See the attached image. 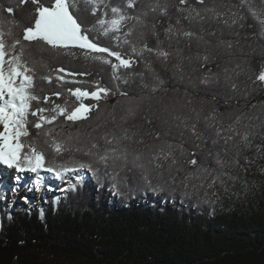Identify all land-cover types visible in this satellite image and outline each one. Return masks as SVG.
<instances>
[{"label":"trees","instance_id":"1","mask_svg":"<svg viewBox=\"0 0 264 264\" xmlns=\"http://www.w3.org/2000/svg\"><path fill=\"white\" fill-rule=\"evenodd\" d=\"M41 2L50 6L54 0ZM110 2L123 4L124 0ZM175 2L169 0V3ZM206 2L209 6L214 2L218 11L227 12L226 5H238L240 0ZM253 2L264 8V0ZM148 3L149 0H139L138 10H145ZM7 7L14 9L12 16L3 11ZM78 8L75 14L91 27L96 17L90 11H85V5L79 0ZM34 9L30 0L24 4H20L19 0H0V16L15 20L21 26L14 29L16 35H20L22 27L31 26L34 22L30 19L34 17ZM103 11L101 6L100 12ZM171 11V23L175 24L177 14L174 9ZM240 11L248 16L246 8ZM147 19L149 24H157L156 30L160 39L164 40L162 46L172 52L166 67L155 56L147 52L144 58L133 56L128 45L121 43L116 46L117 41L104 36H100L97 41L99 44L137 61L132 69L120 70L118 75L125 71L128 73L122 75L120 80L112 79V69L108 65L86 61L83 57L74 59L70 56L43 54V60L48 66H36L35 91L41 97L48 96L50 102L44 104L41 101V106L51 107L53 102L61 105L67 102L66 106L71 111L81 102L87 105L96 103L89 98L77 100L69 91H94L96 81L116 93L106 101H100L99 108L92 111L88 121L72 125L61 117L54 124L45 125L36 144L48 161L76 165L91 163L93 168L99 167L98 175L101 178L97 179L85 169L80 173L84 174L82 182L67 185L64 194L57 199L48 196L44 203L30 208L0 204V264H264V150L258 152L255 147L264 143L261 139L264 134V84L256 80L264 70V39L258 35L259 25L251 17L239 22L245 25L243 28L239 24L227 28L207 20L204 22V36L211 42L210 45H198L193 41L189 49L186 42L181 40L179 45L173 41L169 48L164 33L168 19L153 13H149ZM182 24L185 28L199 31V25H190L187 21H182ZM140 30L137 26L136 33L128 37L137 48L144 43L138 37ZM145 31L149 32L148 45L156 47V39L150 30ZM213 31L216 33L214 36L208 34ZM236 32L238 36L233 34ZM90 35L96 36V33ZM8 39L11 42L12 38ZM221 39L232 41V49L216 47ZM38 47V44L33 45L34 49ZM177 47L183 49L182 54L186 57L179 69L174 67L178 63ZM206 47L213 58L201 67L203 61L197 57V53L203 55ZM146 60L152 62L163 84H158L152 73L146 70ZM58 67L76 73L75 77L66 79L74 78L77 83L57 87L55 79L52 84L40 79L44 75L54 76L53 70ZM139 73H143V77ZM205 73L212 75L214 81L218 79V82L207 86L201 84L200 80ZM233 84L236 85L235 89L232 88ZM154 85H158L156 92L151 91ZM117 89L127 92L128 96H121ZM55 92L61 93L60 98L53 94ZM129 97L134 99L130 101ZM130 106L137 108V112L134 118H129L125 123L121 117L126 115V109ZM213 109L217 110L218 115L223 113L220 118L225 127L238 115L242 117V123L256 126L253 147L241 155V167L234 173L239 177L235 186L230 187L228 192L218 189L215 196L211 195L212 190L209 189V197L201 193L200 198L184 197L180 191L153 192L144 187L140 181V172L147 171L150 176L155 175L148 164L150 152L147 147L159 144L154 139L155 133L159 132L163 137L169 125L179 124L181 120H187L189 124L199 120V127L203 128L204 117ZM174 116L179 119L173 120ZM164 120L168 124H162ZM124 128L130 130L129 134L136 132L137 135L132 141H122L118 147L127 145L132 155L142 153L140 163L145 168L129 171L131 164L124 170L109 167V175L104 176V167L95 163L94 156L84 155V152L91 148L92 142L98 143L102 150L106 147L102 137L105 134L109 137L113 134L121 136ZM49 129L52 130L51 135L45 137L44 132ZM181 130L173 127L172 136L166 138L171 140L175 137L178 141ZM30 132L35 139L37 130L30 127ZM77 133L80 134L78 138ZM188 136L189 133L185 132V137ZM141 137L144 143H137ZM53 140L65 145L66 151L62 155L57 156L53 152ZM185 146L192 149L191 143ZM77 148L80 151H76ZM245 156L253 162L246 163ZM114 171L119 172L116 179L112 178ZM71 175L63 181L56 180L65 183ZM157 183L153 179V186Z\"/></svg>","mask_w":264,"mask_h":264},{"label":"snow or ice","instance_id":"2","mask_svg":"<svg viewBox=\"0 0 264 264\" xmlns=\"http://www.w3.org/2000/svg\"><path fill=\"white\" fill-rule=\"evenodd\" d=\"M30 2L35 6L34 17H30L34 22L31 23V26L22 27L20 35H16L14 32L15 28L21 27L15 20L0 16V166L14 169L18 174H33L32 183L37 190L46 186V179L55 178L63 181L69 174H77V182L80 183L84 177L79 173L85 169L97 179L101 178L98 175L99 167L93 168L91 163L76 165L55 164L48 161L44 152L38 150L36 144L45 125H52L61 117L72 125L88 121L92 111L99 108L100 101H106L110 95L116 94L96 81V90L94 91L69 90L77 100L89 98L96 103L87 105L81 102L71 111L66 106L67 102L64 105L53 102L51 107L41 106V101L44 104L50 102L48 96L41 97L35 91L36 66H48L43 60L44 53L70 56L74 59L83 57L86 61L108 65L112 69V79L120 80L122 75L128 74L125 71L118 75L120 70L132 69L137 61L131 57L125 58L121 52L113 51L109 47L99 44L97 41L100 36H104L117 41L116 46H120L121 43L128 45L133 56L144 58V53L147 52L155 56L166 67L172 58V52L162 46L164 40L160 39V34L156 30L157 24H149L147 19L149 13L168 19V27L164 29V33L165 40L169 42V48L173 41L179 45L181 40L186 42L189 49H191L193 41L198 45L201 43L205 46L210 45L211 42L204 36L206 31L204 22L207 20L223 24L227 28H234L238 24L240 28H243L245 25L239 22L251 17L259 25V37L264 39V8L255 5L253 0H240L238 5H226L227 12L218 11L214 2L212 6H209L206 0H195L194 3L191 0H176L175 3H169V0H164L163 3L161 0H149V3L145 5V10L142 11L138 10L139 0H124L123 4H112L110 0L108 2L106 0H79L85 5V11H90L91 15L96 17V21L91 27L87 26L75 14L79 11L78 0H54L50 6H45L41 0H30ZM19 3H27V0H19ZM196 5L203 7L198 8ZM101 6L104 9L102 13L100 12ZM233 8L236 10L233 11ZM242 8H246L248 16L240 11ZM171 9H174L177 14L175 24L171 23L173 19ZM3 11L9 16L14 13L12 7L4 8ZM98 13L100 14L98 15ZM153 18L155 19V16ZM182 21H187L190 25H199V31L185 28ZM137 26L141 29L138 37L144 41L139 48L128 39L136 33ZM251 26L249 25V27ZM146 29L150 30L151 35L156 39V47L148 45L149 32L145 31ZM93 32L96 33V36L90 35ZM208 34L214 36L216 33L213 31ZM233 34L239 35L238 32ZM122 37L123 39H121ZM8 38H12L11 42ZM34 44H38L39 47L34 49ZM216 47L232 49L233 42L221 39ZM175 51L178 63L174 67L179 69L186 57L182 54V48L177 47ZM197 57L203 61L201 67L213 58L207 47L203 55L197 53ZM144 62L146 70L152 73L153 79L158 84H163V80L155 73L152 62L150 60ZM224 71L227 72L228 69L225 68ZM53 72L54 76L44 75L40 79L48 84H52L55 79L57 87H62L66 83H77L74 78L66 79V77H75L76 73L66 71L62 67L55 68ZM210 72L211 69H209ZM87 74L80 73L79 75ZM138 75L143 77V73ZM256 80L264 84V70L259 73ZM124 82L127 83V80L125 79ZM214 82H218V79L214 81L213 76L208 73H205L200 80V83L206 86ZM144 86L148 87L147 84ZM235 87L236 85L233 84L232 88L235 89ZM157 90L158 85H154L151 89L152 92ZM117 91L121 96H128L125 91L120 89ZM53 94L57 98L61 96L60 92ZM129 99L131 101L134 98L129 97ZM140 99L142 100L143 97ZM136 112L137 108L128 107L126 115L121 117L122 121L127 123L129 118L135 117ZM222 116L223 113L218 115L217 110L213 109L208 116L204 117L203 128L199 127V120L191 124L187 120H181L179 124L169 125L163 137L159 132L155 133L154 139L159 141V144L147 146L150 152L148 164L151 165V171L155 175L150 176L147 171H141L140 181L143 182V186L153 192L176 193L180 191L181 195L188 198L193 196L200 198L201 193L204 197H209V189L212 190L211 195L215 196L218 189L228 192L230 187H234L235 181L239 178L234 173L237 168L241 167V155L253 147L256 126L251 123H242V117L238 115L231 124L225 127L223 119L220 118ZM30 117L35 119L31 120ZM172 119L179 118L174 116ZM162 124H168V121L164 120ZM30 127L37 130L35 139L32 138ZM173 127L182 129L179 132L180 139L178 141L175 137L171 140L166 138L172 136ZM240 128L245 130L241 131ZM51 132L52 130L49 129L44 132V136L51 135ZM185 132L189 133L188 137H185ZM129 133L130 130L124 128L121 136L113 134L109 137L108 134H105L102 139L106 147L101 150L98 143L92 142L91 148L85 151L84 155L96 158L95 163L102 165L105 169L104 176L109 175L107 171L109 167L113 170H124L131 164L132 168H128L129 171L132 169L143 170L145 165L140 163L142 153L138 152L132 155L127 145L118 147L122 141H132L137 135L136 132ZM146 134L152 135V133ZM79 135L77 133V138ZM71 138L70 135L69 139ZM261 139L264 141V134L261 135ZM136 142L144 143V140L141 137ZM189 143L192 144L191 150L185 146ZM51 147L57 156L66 151L65 145L55 140L51 142ZM255 147L260 152L264 150V143L255 145ZM92 149L96 151L93 152ZM76 151H80V149L77 148ZM130 155H132L131 160H129ZM244 160L249 164L253 162L247 156L244 157ZM165 173H167L166 178ZM118 176L119 172L114 171L112 178L116 179ZM153 179L158 181L155 186H153ZM21 180L22 177L17 175L15 178L17 187L13 188V191L18 190ZM159 181H163V183L160 184ZM47 187L51 190V186ZM113 187L116 186L113 185ZM2 188L3 176L0 174V189Z\"/></svg>","mask_w":264,"mask_h":264},{"label":"rangeland","instance_id":"3","mask_svg":"<svg viewBox=\"0 0 264 264\" xmlns=\"http://www.w3.org/2000/svg\"><path fill=\"white\" fill-rule=\"evenodd\" d=\"M0 174L3 176V188L0 189V204L13 205L22 208H30L31 206H39L48 196L54 199L59 198L64 194L67 185H73L77 182V174H72L68 177L65 183H60L54 178L46 179L45 187L37 190L32 183L33 174L31 173H17L14 169H7L0 166ZM17 175L22 177L17 191L15 178ZM80 176L81 175L79 173ZM47 186H51V190ZM26 198V199H25Z\"/></svg>","mask_w":264,"mask_h":264}]
</instances>
